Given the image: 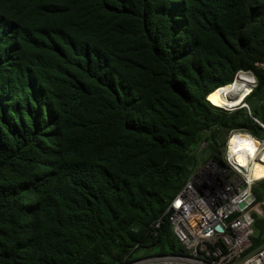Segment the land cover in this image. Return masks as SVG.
<instances>
[{
    "label": "trees",
    "instance_id": "1",
    "mask_svg": "<svg viewBox=\"0 0 264 264\" xmlns=\"http://www.w3.org/2000/svg\"><path fill=\"white\" fill-rule=\"evenodd\" d=\"M262 125L264 0H0V264L188 255L165 209Z\"/></svg>",
    "mask_w": 264,
    "mask_h": 264
},
{
    "label": "built area",
    "instance_id": "2",
    "mask_svg": "<svg viewBox=\"0 0 264 264\" xmlns=\"http://www.w3.org/2000/svg\"><path fill=\"white\" fill-rule=\"evenodd\" d=\"M236 134L247 135L250 141L260 144L257 156L246 163L236 160L240 150L229 145ZM263 148L264 137L257 139L239 130L230 132L221 158L203 164L169 202L163 214L166 216L172 210L167 217L188 255H156L124 264H264V244L246 253L252 213L262 212L264 199L238 206L253 194L251 185L258 178L251 177L250 171ZM159 224L160 219L154 227ZM217 225L222 227L221 231L216 229Z\"/></svg>",
    "mask_w": 264,
    "mask_h": 264
},
{
    "label": "bare ground",
    "instance_id": "3",
    "mask_svg": "<svg viewBox=\"0 0 264 264\" xmlns=\"http://www.w3.org/2000/svg\"><path fill=\"white\" fill-rule=\"evenodd\" d=\"M244 74L245 73H240V75H239V78L240 79L238 81V85L240 84V81L242 80L241 76H243ZM249 81L252 84L253 78H251ZM233 83L230 84V85H228V86H226L223 89H218V90L214 91L213 93H211L208 96L210 102L212 104H214V105H217V106H222L224 108L233 109L236 105L233 106V107L223 106L224 105V102L223 101H225V98L223 97V95L220 96L221 100L218 99V98H216V97H214V93H217L219 91H225L227 88H229L231 85H233ZM237 86H236L235 89L232 90L234 93L235 92L236 93H239V91H240V87H237ZM248 93L249 92H247L244 95V97ZM219 94H221V93H219ZM242 99L240 100V103L242 102ZM219 102L221 104H223V105H221ZM229 145L232 147L233 150H240V153L237 155L236 160L239 161V162H242V163H246V161L248 159L255 158L257 156V154L259 153V150L258 149H259V145L260 144L257 143V141H253V140L250 141V139L248 138L247 135L236 134L233 138L230 139ZM250 176L253 177V178H260V177L264 176V148L260 152V154L258 155L257 159L253 160L252 167H251V171H250Z\"/></svg>",
    "mask_w": 264,
    "mask_h": 264
},
{
    "label": "water",
    "instance_id": "4",
    "mask_svg": "<svg viewBox=\"0 0 264 264\" xmlns=\"http://www.w3.org/2000/svg\"><path fill=\"white\" fill-rule=\"evenodd\" d=\"M241 73H245V74H248V75H251V76H252V78H253V82H252L251 87H250V91H251V90L253 89V87L256 85L255 77H254L252 74L247 73V72H241ZM238 78H239V76L236 75V77L234 78V80H233L231 83L226 84V85H224V86H221V87H218V88L214 89L212 92H210L209 94H207V99L209 100L208 96H209L211 93H213L214 91H216V90H218V89H223V88H225L226 86H228V85L232 84L234 81H236V79H238ZM209 101H210V100H209ZM241 106H247V104L245 103V99H243V101H242L240 104L236 105L234 108L241 107ZM244 132H245V131H244ZM246 133H248V132H246ZM263 177H264V176H262V177H260V178H258V179H261V178H263ZM258 179H257V180H258ZM254 199H255L254 195L251 194V195L246 199V201H241V202L238 204V206H239L240 208H242V207H244V206L246 205L247 202H251V201H253ZM171 213H172V210H169V211L166 213V216H169ZM216 229L219 230V231H221V230H222V227H221L220 225H217V226H216Z\"/></svg>",
    "mask_w": 264,
    "mask_h": 264
},
{
    "label": "rangeland",
    "instance_id": "5",
    "mask_svg": "<svg viewBox=\"0 0 264 264\" xmlns=\"http://www.w3.org/2000/svg\"><path fill=\"white\" fill-rule=\"evenodd\" d=\"M245 77H246V76H245ZM245 77H244V78H245ZM244 78L240 81V84H239L237 87H240V88L242 87L241 85H242V82H243ZM238 79H239V78H238ZM229 88H230V87H229ZM229 88H227V89L229 90ZM235 88H236V87H235ZM235 88H232V90L235 89ZM227 89H226V90H227ZM226 90H225V91H226ZM232 90H230V91H226V92H225V91H219V92H217V93L219 94V93H223V92H225V93L223 94V97L225 98V100H229V99L231 98V96H234L235 94H237L236 92L234 93ZM249 91H250V90H249ZM214 94H215V93H214ZM214 97H215V96H214ZM243 98H244V96H243ZM218 99L221 100V98H218ZM213 100H214V99H213ZM223 102H224V101H223ZM219 103H220V102H219ZM220 104H221V103H220ZM220 104H219V105H220ZM239 104H240V103H239ZM221 105H223V104H221ZM223 106H226V107H233V106H235V105L228 106V105H225V104H224ZM219 107H221V106H219ZM222 108H224V107H222Z\"/></svg>",
    "mask_w": 264,
    "mask_h": 264
},
{
    "label": "clouds",
    "instance_id": "6",
    "mask_svg": "<svg viewBox=\"0 0 264 264\" xmlns=\"http://www.w3.org/2000/svg\"><path fill=\"white\" fill-rule=\"evenodd\" d=\"M240 73H241V72H240ZM240 73H238L237 75L239 76ZM249 93H250V91H249ZM249 93H248V94H249ZM248 94H247V95H248ZM247 95H246V96H247ZM246 96L244 97V99L246 98ZM213 105H214V104H213ZM216 106H217V105H216ZM245 107H247V106H245ZM221 108H222V106H221ZM224 109H228V108H224ZM233 109H235V108H233ZM233 109H228V110H233ZM239 131H240V130H239ZM242 132H244V131H242ZM245 132H246V131H245ZM249 134H250V133H249Z\"/></svg>",
    "mask_w": 264,
    "mask_h": 264
}]
</instances>
